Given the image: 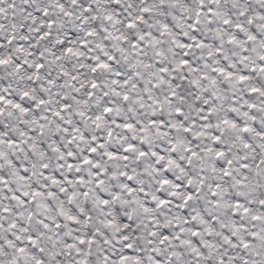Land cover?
Segmentation results:
<instances>
[{"label": "snow or ice", "instance_id": "1", "mask_svg": "<svg viewBox=\"0 0 264 264\" xmlns=\"http://www.w3.org/2000/svg\"><path fill=\"white\" fill-rule=\"evenodd\" d=\"M0 264H264V0H0Z\"/></svg>", "mask_w": 264, "mask_h": 264}]
</instances>
